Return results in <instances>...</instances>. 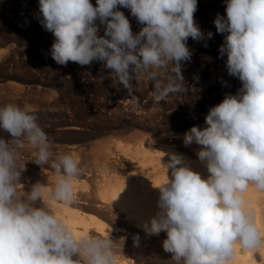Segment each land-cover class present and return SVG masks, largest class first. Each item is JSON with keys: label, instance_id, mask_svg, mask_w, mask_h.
<instances>
[{"label": "clouds", "instance_id": "obj_1", "mask_svg": "<svg viewBox=\"0 0 264 264\" xmlns=\"http://www.w3.org/2000/svg\"><path fill=\"white\" fill-rule=\"evenodd\" d=\"M96 5L39 0L41 23L55 37L51 56L56 63L104 62L137 103L132 81L141 77L152 82L155 104L186 91L181 71V62L191 59L186 41L204 39L194 22L197 0H96ZM118 5L145 25L138 34ZM97 20L104 36L98 35ZM214 23L218 33H228L220 53L227 54L228 74L238 77L242 88L209 110L207 127L193 126L184 134L186 146H203L197 155L206 162L208 178L177 167L182 157L172 154L163 166L165 178L156 184L162 211L145 230L167 233L163 248L176 264H229L237 246L253 253L264 247V225L243 196L250 187L264 193V0H227L226 18L218 14ZM0 128L13 138L10 143L0 139V264H117L108 236H76L52 210V202L76 203L73 184L83 175L79 159L54 155L28 105L0 107ZM26 144L36 150V164L54 171L55 182L34 185L23 202L17 182ZM166 169L172 170L171 180ZM37 200L45 207H33Z\"/></svg>", "mask_w": 264, "mask_h": 264}, {"label": "bare ground", "instance_id": "obj_2", "mask_svg": "<svg viewBox=\"0 0 264 264\" xmlns=\"http://www.w3.org/2000/svg\"><path fill=\"white\" fill-rule=\"evenodd\" d=\"M214 47L216 46H213V49ZM195 51L191 52L194 54ZM198 53L200 57L204 54L200 51ZM201 58L203 62V56ZM207 61L211 62L210 58ZM211 83L213 84V81ZM168 104L160 107L159 104H155L161 108L160 110L156 108L159 111L146 112L132 110V103H110L112 112L127 114L125 119L128 120L127 122L123 119L115 125L106 123L94 128L73 119L61 121L56 126L61 136H58L60 144L55 154L71 153L76 156L83 169V175L73 184L77 193L76 203L66 207L52 202V210L76 236L89 234L108 236L115 244L117 264H176L172 259L173 254L163 248L167 233L161 231L155 235L145 230V226L150 227L151 220L157 218L162 211L159 207L161 193L156 184L165 178L163 166L169 163L172 154L182 157V165L177 167L187 166L199 173L202 179H207L210 175L206 162H202L197 155L203 146L195 142L186 146L184 134L193 126H198L201 130L207 127L205 117L214 106L211 105L212 107H207L208 110H203L190 104L184 105L185 103L172 106L174 108ZM88 128L91 131H88ZM128 128L137 129L134 131L136 136L133 139L125 138L129 133L123 136ZM47 135L52 143L57 140L53 135ZM35 151L29 148L31 160L32 158L34 160ZM31 165L33 166L32 163ZM34 166H43L42 173L35 175L36 183L44 186L54 184L55 173L49 165H38L34 162ZM171 171L166 169L169 180L172 179ZM29 177L32 176L28 175ZM27 194L26 192L20 194L23 202H27ZM243 196L248 202L249 210L254 213L257 223L264 225V193L250 187ZM32 206L41 208L45 207V204L42 200H37ZM229 264H264V247L253 253L241 250L237 246L235 257L229 261Z\"/></svg>", "mask_w": 264, "mask_h": 264}, {"label": "rangeland", "instance_id": "obj_3", "mask_svg": "<svg viewBox=\"0 0 264 264\" xmlns=\"http://www.w3.org/2000/svg\"><path fill=\"white\" fill-rule=\"evenodd\" d=\"M90 2L94 7L97 6L96 0H90ZM226 6L227 0H197L194 22L204 34V39L197 41L189 37L186 41V46L192 48H189L190 52L195 51L194 49L197 51L194 54L191 52L190 61L181 62L186 91L170 95L165 101L159 103V107L167 106L168 103L171 107L185 103L184 105L190 104L195 108L208 110L212 107L211 105L216 106L221 103L226 95H236L242 88L239 78L228 74L227 54L221 56L220 53V47L225 43V36L228 33H218L214 23L218 14L226 18ZM116 10L124 13L134 35L145 26L132 16L130 9L118 5ZM42 19L39 0H0V107L9 103L21 107L28 104L32 106L40 126L46 129L47 134L57 139L52 143L54 155L60 144L58 136H61L56 126L61 121L76 119L94 128H99L100 124L115 125L125 120L127 114L112 112L110 103H132V110L146 112H156L161 109L153 103L152 82H147L143 77L141 81L135 79L132 81L133 95L138 98L137 103L129 95L128 90L114 79L112 70L104 67V62L93 61L84 66L71 61L66 66L56 63L51 56V47L55 37L52 32L43 27ZM96 25L99 29L98 35L104 36V25L100 24L99 20L96 21ZM209 32L212 33L210 39L207 36ZM204 44L207 46L205 47ZM213 46L217 48L213 49ZM198 51L204 53L202 55L204 64ZM196 57L199 58L196 59ZM205 57L207 60L210 58L211 62L208 63ZM230 83L233 86H230ZM227 87H231L232 90ZM119 100L122 101L118 102ZM87 130L91 131L89 128ZM135 130L137 129L129 130L128 128L123 136L129 133V136L126 135L125 138L133 139L136 136ZM110 131L112 132L113 129ZM0 139L10 143L13 138L0 128ZM25 148L26 150L21 152L22 159H20L24 165L20 172L21 177H19L22 181L17 182L21 184L18 190L21 195L25 192L29 194L33 186L39 184L34 181V178L37 173L39 175L42 173L41 168L43 167L34 166V160L33 158L31 160L29 153L31 147ZM28 175L33 178H28Z\"/></svg>", "mask_w": 264, "mask_h": 264}]
</instances>
